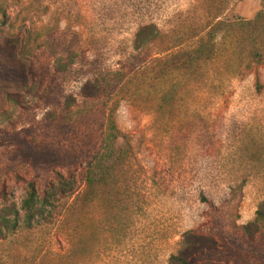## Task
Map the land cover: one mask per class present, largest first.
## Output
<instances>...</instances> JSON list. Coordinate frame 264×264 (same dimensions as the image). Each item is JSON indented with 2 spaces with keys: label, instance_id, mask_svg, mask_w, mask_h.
I'll list each match as a JSON object with an SVG mask.
<instances>
[{
  "label": "rangeland",
  "instance_id": "obj_1",
  "mask_svg": "<svg viewBox=\"0 0 264 264\" xmlns=\"http://www.w3.org/2000/svg\"><path fill=\"white\" fill-rule=\"evenodd\" d=\"M263 203L264 0H0V264H264Z\"/></svg>",
  "mask_w": 264,
  "mask_h": 264
},
{
  "label": "trees",
  "instance_id": "obj_2",
  "mask_svg": "<svg viewBox=\"0 0 264 264\" xmlns=\"http://www.w3.org/2000/svg\"><path fill=\"white\" fill-rule=\"evenodd\" d=\"M154 29H151L149 27H144L143 29H139L138 32L135 35V39L133 42V46L135 50L140 49L143 47L145 44L151 41L152 39L155 38V33L153 32ZM112 130H114V126H110ZM119 138L117 135H111L108 136L107 138V145L105 146V149L103 153L95 160L92 162L88 163L87 165V170L85 173V191L83 192L82 195H87L90 187L93 186V184H103L105 182V160L109 161H114V153H120L119 158L127 156V152L125 150H122V146L119 148ZM116 164V163H115ZM54 187L50 186L49 192L47 191L44 192L42 201L47 202L49 198L55 195ZM71 191V189H68L66 186V183L61 182V188L58 191V195L61 197H73L75 196V200L78 199L79 195ZM37 193L36 190L33 186V184H29V192L27 195V198L23 201L22 203V208L26 213V217L28 222H31L33 220L34 216H37L38 213L34 214V211H36V205L38 203V198H37ZM262 209H264V203L261 206ZM37 212V211H36ZM37 214V215H36ZM13 216L16 218L17 214L14 212ZM263 223L264 224V213L262 211H257L256 213V218L255 220L243 227V230L245 231V234L250 235L253 230H256L259 227V225ZM9 225L11 227L9 228ZM17 225V221L15 220L12 223H6L3 227L6 232H10L11 230H15V227ZM1 236V232H0ZM201 250L195 253L192 257H190L188 260L184 259L183 252L180 250L176 255H172L169 258V261L167 264H198L197 262H203V256H204V251L207 248H200Z\"/></svg>",
  "mask_w": 264,
  "mask_h": 264
}]
</instances>
